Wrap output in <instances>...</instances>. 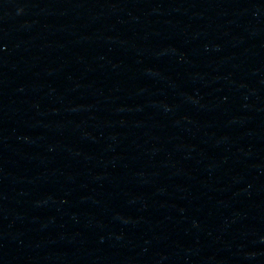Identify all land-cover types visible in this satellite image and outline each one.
I'll return each mask as SVG.
<instances>
[{"label":"water","instance_id":"water-1","mask_svg":"<svg viewBox=\"0 0 264 264\" xmlns=\"http://www.w3.org/2000/svg\"><path fill=\"white\" fill-rule=\"evenodd\" d=\"M0 264H264V0H0Z\"/></svg>","mask_w":264,"mask_h":264}]
</instances>
